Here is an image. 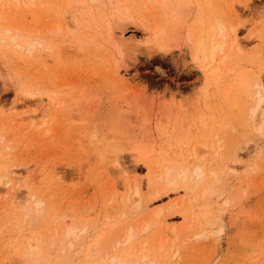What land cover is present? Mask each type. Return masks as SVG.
Returning a JSON list of instances; mask_svg holds the SVG:
<instances>
[{"label":"rangeland","instance_id":"rangeland-1","mask_svg":"<svg viewBox=\"0 0 264 264\" xmlns=\"http://www.w3.org/2000/svg\"><path fill=\"white\" fill-rule=\"evenodd\" d=\"M257 83L264 0H0V264H264Z\"/></svg>","mask_w":264,"mask_h":264},{"label":"bare ground","instance_id":"bare-ground-1","mask_svg":"<svg viewBox=\"0 0 264 264\" xmlns=\"http://www.w3.org/2000/svg\"><path fill=\"white\" fill-rule=\"evenodd\" d=\"M17 1H19V0H17ZM114 11H115V9L110 7L109 15H111V18L112 17L113 18L111 19V21H110V19H108L106 21L107 36L109 38V41L112 43V45L115 48L116 55L124 58L125 55L128 54L127 46H126L127 43L125 44V39H123L121 37L125 31V24L127 22H131V23H135V22H134V20H129L128 15L124 14V15L120 16L121 14L117 15L118 13L113 14ZM141 21L143 23L142 26L145 29H147V32H146L147 36H146L145 44L148 43L151 46L156 47L158 50H160L162 52L170 51L171 46H168L165 42H163V31L158 29L157 25H153V26L149 27L150 26L149 23L146 24L144 20H141ZM65 28L69 29L68 23H66ZM211 29L218 31L217 37H224L225 36L223 33L224 28L222 27L221 24H219L218 26L213 25V26H211ZM115 33L120 34V37H116ZM137 37H134L135 39L134 40L132 39L129 42H131V41L138 42V40H139L138 38H141V36L138 38ZM186 38L189 40V43H191V46L189 44H186L189 46V50L187 51L188 57L190 56L191 59L193 60V62L201 70V72L205 73V80H204L205 85L200 90V92H201L200 94L202 97H206L207 92L205 90H206L207 86L211 83V81H214V83H215L216 80L218 79V76L215 77L216 73L213 70L212 66L219 64V60H217L216 56L218 55L219 52H221L223 50L224 42H222V40L216 41V38H214L211 33H206L202 37H197L196 39L193 37L192 34H188ZM230 42L232 45L238 42L236 28H232V34L230 36ZM135 46H136V44H135ZM184 53H185V51H184ZM257 85L259 86V89H260V90H258V94H260L261 98L264 99V83L262 85L257 83ZM263 115H264V108H263ZM263 118H264V116H263ZM8 181L9 180H7L6 183ZM138 264H143V263H138Z\"/></svg>","mask_w":264,"mask_h":264}]
</instances>
